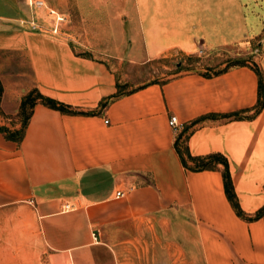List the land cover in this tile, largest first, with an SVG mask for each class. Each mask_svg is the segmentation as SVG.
Masks as SVG:
<instances>
[{"label": "crops", "instance_id": "obj_1", "mask_svg": "<svg viewBox=\"0 0 264 264\" xmlns=\"http://www.w3.org/2000/svg\"><path fill=\"white\" fill-rule=\"evenodd\" d=\"M45 1L64 16L55 31L43 8L49 24L0 0V111L18 112L31 88L86 111L35 102L18 143L0 132V264H195L193 248L201 264H264V214L237 215L221 165L186 168L173 144L188 128L191 155L225 157L241 211L264 204V104L228 115L252 111L250 63L264 84L263 0ZM98 2L112 5L105 23ZM198 48L205 63L220 50L251 57L121 89L123 61Z\"/></svg>", "mask_w": 264, "mask_h": 264}, {"label": "trees", "instance_id": "obj_2", "mask_svg": "<svg viewBox=\"0 0 264 264\" xmlns=\"http://www.w3.org/2000/svg\"><path fill=\"white\" fill-rule=\"evenodd\" d=\"M189 57V56H187ZM234 62H243V59H235ZM245 62V60H244ZM251 67L255 70L257 74L258 84H257V98L255 103L251 107V113L249 114H241L238 111L233 112L228 115H232L233 117H250L254 113H256L264 104V84L262 82L261 72L256 66L255 63H250ZM223 68H218L211 70V72L219 71ZM133 88H130L129 90H132ZM1 84H0V94H1ZM122 93L119 90L117 92L109 95L108 97H105L101 99L98 103L99 106H103L110 98ZM35 102L43 103L51 108L58 109L62 112H85L86 110L80 109L76 106H72L70 104L64 103L62 101H59L55 98L46 96L42 93H40L36 88L29 89L26 93H24L19 101V107H18V114L20 116V123L19 126L11 127V126H5L0 124V132L3 134V136L7 139L13 140L16 143H18L22 137L25 124L27 122V119L30 115L32 106ZM201 117L191 121L190 125L194 124L196 120L200 119ZM188 128H185V130L178 131L176 133L174 138V147L177 151L179 158L186 168L196 170V169H202V168H215L217 166V163L221 165V175H222V182H223V189L225 192L226 197L228 198L231 206L233 207L235 213L239 215L240 217L246 218V219H252L256 218L258 216H261L264 214V204L261 205L258 209L254 211L251 215H247L244 212L241 211L237 204V200L231 185V181L229 178V172L227 168V161L223 155H221L219 152H211L204 155H191L186 146H185V138L188 133Z\"/></svg>", "mask_w": 264, "mask_h": 264}, {"label": "rangeland", "instance_id": "obj_3", "mask_svg": "<svg viewBox=\"0 0 264 264\" xmlns=\"http://www.w3.org/2000/svg\"><path fill=\"white\" fill-rule=\"evenodd\" d=\"M17 3H22V10H29L31 12H35L37 17L40 20L46 21L49 24L50 21V16L45 14L42 10L38 11L39 9H30L26 5L23 4L22 0H14ZM52 1V0H49ZM61 1V0H59ZM104 3V2H103ZM101 3L98 2L97 7L94 10H91L92 14L91 15H97V17H100L103 20V23H105V16L110 13V7L112 6L109 3ZM264 3V0H263ZM107 13V14H106ZM109 27V25H108ZM111 28V27H110ZM102 31L105 29L102 28ZM108 30V28H107ZM264 30V26H263ZM113 31V30H112ZM111 32V31H110ZM77 37V35H75ZM255 48V45L252 44V49ZM83 51H88L85 49H82ZM239 50V49H238ZM255 51V50H254ZM259 50L256 52L258 53ZM95 53V52H91ZM256 53H254L256 55ZM97 54V53H95ZM251 52H241V53H228L227 51L220 50L217 51L214 55L215 61L214 64L213 62L205 63L204 62V57L201 55H192V56H184V55H176L172 57H167V58H154L151 60H148L144 63H131L127 61H123L118 68L115 70L117 71V79L119 80V83H121V89L126 90L131 87H134L138 85L141 82H145L148 80H157L161 81L164 79L169 78L172 76L174 73L178 71H189V70H195V71H200V72H209L211 70L217 69L220 66L231 64L234 62V60L242 58L243 61L249 60L251 57ZM213 64V65H212ZM20 123V116L18 112H3L2 110L0 111V124L5 125V126H11V127H16L19 126ZM193 250L196 252L195 254L197 255V260L195 264H201L202 260L200 258V253L199 251L193 248ZM190 252V251H189ZM192 251L190 252V254ZM194 254V252H193ZM194 261V260H193ZM192 261V263H193ZM189 264V263H188Z\"/></svg>", "mask_w": 264, "mask_h": 264}, {"label": "built area", "instance_id": "obj_4", "mask_svg": "<svg viewBox=\"0 0 264 264\" xmlns=\"http://www.w3.org/2000/svg\"><path fill=\"white\" fill-rule=\"evenodd\" d=\"M24 4L29 7V8H43L45 12L53 17V25H52V30L55 31L57 23L62 21L64 16L59 14L52 6L48 5L45 0H23ZM202 54V49L198 48L197 49V55ZM104 122H107V119L103 120ZM167 123L171 127V130L176 133L178 131V123L176 121V117L174 114H169L167 118ZM116 195L121 194V191L117 190L115 192ZM71 205L67 202L62 203V208H68ZM93 238L96 236V231L92 232Z\"/></svg>", "mask_w": 264, "mask_h": 264}]
</instances>
